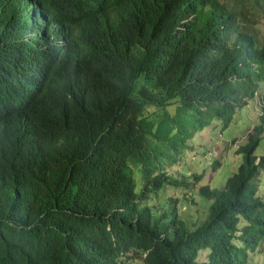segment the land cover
Segmentation results:
<instances>
[{"label":"trees","instance_id":"16d2710c","mask_svg":"<svg viewBox=\"0 0 264 264\" xmlns=\"http://www.w3.org/2000/svg\"><path fill=\"white\" fill-rule=\"evenodd\" d=\"M233 1L0 0V264H249L264 97L237 171L197 189L204 218L145 205L186 185L173 153L264 92V46Z\"/></svg>","mask_w":264,"mask_h":264},{"label":"rangeland","instance_id":"374dc122","mask_svg":"<svg viewBox=\"0 0 264 264\" xmlns=\"http://www.w3.org/2000/svg\"><path fill=\"white\" fill-rule=\"evenodd\" d=\"M221 1L234 3L233 0ZM246 3V7L239 5L236 8L240 12L239 21L244 29L256 37L258 44L264 46V4L261 0L258 3L248 0ZM259 112L257 98L249 102L248 107L241 108L226 128L219 122H213L188 143L190 149L173 153V157L166 159V163H169L166 171L173 180H185L186 185H167L157 195L150 193L145 199V205L165 210L170 198L178 199V215L189 228L195 221L204 218L202 213L207 210L208 203L200 198L197 189L205 185L211 189H221L227 179L237 171L242 158L236 153V149L244 143L252 126L257 124ZM255 155H264V139ZM215 162L219 166L214 170L212 166ZM259 186V196L264 198V174L260 176ZM207 253L199 252L197 260H204ZM124 264L143 263L141 260H126ZM249 264H264V245L250 255Z\"/></svg>","mask_w":264,"mask_h":264},{"label":"clouds","instance_id":"9594fccd","mask_svg":"<svg viewBox=\"0 0 264 264\" xmlns=\"http://www.w3.org/2000/svg\"><path fill=\"white\" fill-rule=\"evenodd\" d=\"M263 97H264V92H262V93H258V94H255V95H254V98H253V100L258 98L259 111H260L261 107L263 106ZM251 102H252V101H251ZM248 104H249V103H248ZM246 107H248V105H247ZM260 114H261V113L259 112V115H258V116H260Z\"/></svg>","mask_w":264,"mask_h":264}]
</instances>
